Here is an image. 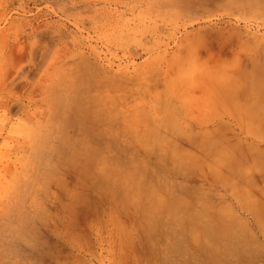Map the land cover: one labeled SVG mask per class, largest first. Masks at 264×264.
<instances>
[{
	"label": "rangeland",
	"instance_id": "1",
	"mask_svg": "<svg viewBox=\"0 0 264 264\" xmlns=\"http://www.w3.org/2000/svg\"><path fill=\"white\" fill-rule=\"evenodd\" d=\"M0 264H264V0H0Z\"/></svg>",
	"mask_w": 264,
	"mask_h": 264
}]
</instances>
